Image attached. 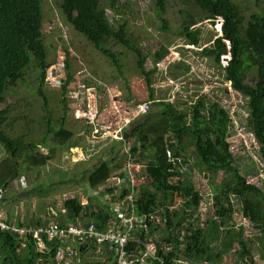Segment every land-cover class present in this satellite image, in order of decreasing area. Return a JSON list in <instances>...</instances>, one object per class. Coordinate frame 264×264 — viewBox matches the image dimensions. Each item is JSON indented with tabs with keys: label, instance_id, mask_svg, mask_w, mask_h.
Returning <instances> with one entry per match:
<instances>
[{
	"label": "trees",
	"instance_id": "16d2710c",
	"mask_svg": "<svg viewBox=\"0 0 264 264\" xmlns=\"http://www.w3.org/2000/svg\"><path fill=\"white\" fill-rule=\"evenodd\" d=\"M207 19L215 21L223 18L222 36L213 40L210 47L202 49L201 54L212 58L223 67L225 79L231 81L233 89L246 99V129L259 146L264 162V14H251L247 23L241 20L237 7L232 0H193ZM42 0H0V145L9 155L12 166L0 171V188L19 176V161L30 162L33 167L45 165L51 155H39L38 145L27 144L23 138H13L5 130L8 109L2 108L8 89L23 79L31 57L38 70V81L43 84L47 68L46 45L42 34ZM120 0H63L61 12L68 24L82 33L106 58L115 65L120 74V60L107 46L114 42L134 52L137 68L144 76L148 89V101L155 109L133 122L126 132L134 140L131 153L136 161L144 162L145 173L150 187L141 190L135 202V213L146 217L147 231L142 230L131 237L128 250L140 257L147 249V239L157 230L163 229L162 242L156 244V254L144 264H221L227 254L235 250L239 264H255L248 248V240L243 237V229L236 228L233 222L235 213L251 224L264 241V189L250 183L235 167L234 155L229 142L233 120L228 110L218 102L209 103L207 98L199 97L191 105L193 118L190 123L176 106L154 98V69L147 71V55L142 51L130 34L127 24L114 27L108 18L109 10H117ZM157 8L165 13V0H157ZM164 29L168 30L165 21ZM182 36L190 45L199 46L197 31L184 25ZM230 46V49H229ZM231 56L227 66L221 63L222 56ZM71 66L68 64V69ZM251 70L254 73H251ZM72 73L62 85V104L64 113L59 118L57 129L49 125L51 112L47 97L39 86L38 94L42 102L47 126L46 133L62 143L72 142L75 132L65 127L68 103L65 98ZM184 122H183V121ZM44 143V142H43ZM71 148L74 143L69 144ZM191 152L213 175L223 172L229 179L217 185L213 193L214 215L206 222L193 219L194 211L200 208L203 195L192 180L182 174L181 167L187 164V155ZM101 161L99 167L90 176V183L97 188L110 177L112 172L121 168L119 163ZM114 164V165H112ZM129 189L123 190V197ZM177 198L181 199L180 209H174ZM3 200V199H2ZM93 203V200H91ZM84 206L77 199H68L64 207L66 217L74 222L83 220L85 226L95 223L100 230L106 229L113 212L103 204L93 210V204ZM107 209V210H106ZM152 216H160L157 222ZM11 223L10 220H5ZM232 223V224H231ZM64 227L65 221L59 222ZM17 227H26L17 225ZM43 249L31 235L21 239L12 232L0 229V264H62L55 261L57 250L65 246L58 239L42 237ZM25 247H22V243ZM67 243V242H66ZM237 246V249L235 247ZM77 255L63 259L71 261L78 257L76 264H92L84 260L90 250L98 249L96 242L88 241L78 245ZM171 249L168 250L167 248ZM116 246L108 249L106 262L95 264H114ZM264 261V252H261Z\"/></svg>",
	"mask_w": 264,
	"mask_h": 264
},
{
	"label": "rangeland",
	"instance_id": "374dc122",
	"mask_svg": "<svg viewBox=\"0 0 264 264\" xmlns=\"http://www.w3.org/2000/svg\"><path fill=\"white\" fill-rule=\"evenodd\" d=\"M62 3L63 0H42L41 3L42 34L48 63L55 62L58 57L65 58V74L72 73L73 81L84 75H93L101 81L102 85H98L100 104L104 101L105 107L118 105L121 101L129 106L127 111L130 112L139 104L147 102L148 89L144 76L138 71L134 52L114 42L107 43L121 62L120 74L108 58L82 33L67 23L61 12ZM232 3L237 7L244 24L251 14H264V0H232ZM165 5V13L157 8V0H120L117 10L114 11L109 10L106 4L103 6L107 10L110 23L114 27L121 23L127 24L131 38L147 55L145 69L155 71L152 78L156 101L172 103L186 123H190L193 118L191 105L203 95L209 103L218 102L228 110L233 120L229 142L235 167L248 182L264 189V162L257 142L246 129V99L225 79L223 67L212 58L201 54L202 49L210 47L213 40L222 35L216 29V21L207 19L206 14L193 0H165ZM165 21L168 23L167 31L164 29ZM184 25L199 33V46L190 45L188 39L182 36ZM251 73L254 71L251 70ZM38 75L31 57L23 79L12 85L6 93L2 108H7L9 113L3 128L13 138H23L27 144L38 145V157L49 154L51 159L45 165L37 167H33L30 162L19 161V176L8 182L3 200L0 201V220H10L9 224L15 226L22 224L34 228L38 225L59 224L62 221L66 224L76 223L65 216L64 204L68 199H77L84 206H90L93 200V210H98L99 206L105 204L111 211L120 199L108 189L107 182L93 188L90 176L101 161L116 160L115 165L119 163L122 168L127 159L126 147L117 140L95 139L91 135L92 129L87 122H83V118L74 119V101H70L68 97V87L64 94L68 103L65 127L75 132L72 140L75 147H70L72 142L62 143L53 138L52 134L48 135L42 100L37 91L41 86L51 112L49 125L52 129H57L59 118L64 113L62 86L46 82L40 85ZM91 84L94 82L91 81ZM152 109L155 107L151 103L150 111ZM139 119H134L132 123ZM126 141L130 147L134 142L133 139ZM187 158V164L181 167L182 174L192 180L203 195L201 206L194 211L192 218L206 222L214 215L213 193L217 185L223 184L229 176L223 172L213 175L191 152ZM136 163L145 169L144 162ZM11 166L9 155L0 145V171L9 170ZM118 170L120 168L113 173ZM136 175L138 197L143 188L151 185L145 171L141 170ZM180 202L181 199L177 198L173 208L180 209ZM157 218L161 219L160 216ZM159 219L155 220L159 222ZM78 223L84 224V221L79 220ZM232 223L236 228L243 229V237L248 240V248L255 264H264L261 259L264 241L260 239L259 232L237 213ZM141 231H137L136 235ZM162 236L163 229L157 230L148 237L147 244L150 240L155 244L162 242ZM235 247L237 249L236 245ZM101 255L102 252L92 249L85 255L84 260L95 264L101 261ZM77 262L78 257L73 260V264ZM221 264H239L235 250L227 254Z\"/></svg>",
	"mask_w": 264,
	"mask_h": 264
},
{
	"label": "built area",
	"instance_id": "2783aa9c",
	"mask_svg": "<svg viewBox=\"0 0 264 264\" xmlns=\"http://www.w3.org/2000/svg\"><path fill=\"white\" fill-rule=\"evenodd\" d=\"M223 23V18L218 17V19H216V29L219 34H222ZM230 60V55L221 57V62L224 67L229 64ZM65 69V58L58 57L56 61L51 63L47 68L44 81L48 84H58L62 86L68 77V75L65 74ZM96 80L98 81L97 83L95 82ZM91 81H93L94 84H91ZM98 85L101 86L102 82L93 75L79 76L76 81L71 79L68 85V97L70 101H74L73 114L75 118L78 120L83 118L85 122L88 123L89 127L92 129L91 135H93L95 139L117 140L126 147L125 154L127 159L125 164L120 170L114 173L112 172L106 181L108 183V189L113 191L114 195L120 199L119 203L112 208L114 216H112L106 229L103 231L100 230L95 223L87 227L78 222L67 223L64 227L59 224L48 226L38 225L35 228L31 226L17 227L3 220H0V229L3 232H12L21 239L31 235L33 239L38 241V248L40 250L43 249L42 237H47L49 240H61L66 247L61 246L58 248L55 257L57 263L72 264L71 261L67 260L63 262L66 251L68 252V257H73L77 255L78 245L93 241L96 242L98 247L97 251L100 253L104 246H116L115 264H144L149 262V258L156 254L157 247L156 244L150 240V243L147 244V249L141 251L140 257H137L128 250L131 237L139 230L147 231L148 226L146 224V217L137 216L134 208L137 200V193L139 192L136 174L141 170L145 171L146 167L143 169V167L136 163V159L133 158L131 153L133 143L131 147L127 146L126 140H131V138L126 132L130 130L131 123L134 119L146 115L150 111L152 102L147 101L143 104H139L134 111L130 112L127 111L129 106L121 101L118 105L105 107L103 104L104 101H102V105L100 104L101 94L99 93ZM125 188L129 189V192L123 197V190ZM4 189V187L0 188V201L4 197ZM154 218H157V216L151 217L152 220ZM160 222L161 219H159V223ZM167 249L170 250L171 248L168 247ZM183 264L189 263L183 262Z\"/></svg>",
	"mask_w": 264,
	"mask_h": 264
},
{
	"label": "crops",
	"instance_id": "0c3cea01",
	"mask_svg": "<svg viewBox=\"0 0 264 264\" xmlns=\"http://www.w3.org/2000/svg\"><path fill=\"white\" fill-rule=\"evenodd\" d=\"M130 93H131V91H130ZM154 98H155V94H154ZM72 116L74 117L75 120H78L75 118L74 114H72ZM83 122H85V121H83ZM106 256H108V249H105V246H104L103 250H102V255H101V261L102 262H106V259H107ZM113 262L115 264V258H114Z\"/></svg>",
	"mask_w": 264,
	"mask_h": 264
},
{
	"label": "clouds",
	"instance_id": "9594fccd",
	"mask_svg": "<svg viewBox=\"0 0 264 264\" xmlns=\"http://www.w3.org/2000/svg\"><path fill=\"white\" fill-rule=\"evenodd\" d=\"M216 21V20H215ZM222 36V35H221ZM221 36H219V37H221Z\"/></svg>",
	"mask_w": 264,
	"mask_h": 264
},
{
	"label": "water",
	"instance_id": "95a60500",
	"mask_svg": "<svg viewBox=\"0 0 264 264\" xmlns=\"http://www.w3.org/2000/svg\"><path fill=\"white\" fill-rule=\"evenodd\" d=\"M229 49H230V46H229Z\"/></svg>",
	"mask_w": 264,
	"mask_h": 264
}]
</instances>
